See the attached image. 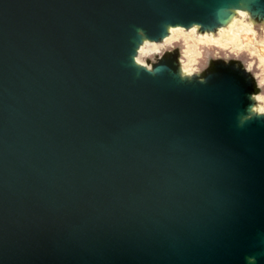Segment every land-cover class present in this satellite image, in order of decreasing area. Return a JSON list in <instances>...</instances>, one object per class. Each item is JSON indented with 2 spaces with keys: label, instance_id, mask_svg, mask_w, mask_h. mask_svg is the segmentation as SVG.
Listing matches in <instances>:
<instances>
[{
  "label": "water",
  "instance_id": "1",
  "mask_svg": "<svg viewBox=\"0 0 264 264\" xmlns=\"http://www.w3.org/2000/svg\"><path fill=\"white\" fill-rule=\"evenodd\" d=\"M240 3L0 0V264H264L248 74L131 63L134 26L214 27Z\"/></svg>",
  "mask_w": 264,
  "mask_h": 264
},
{
  "label": "clouds",
  "instance_id": "2",
  "mask_svg": "<svg viewBox=\"0 0 264 264\" xmlns=\"http://www.w3.org/2000/svg\"><path fill=\"white\" fill-rule=\"evenodd\" d=\"M214 23L213 27L195 19L167 22L152 36L144 27L134 26L131 63L154 76L165 70L161 62L174 54L179 78H196L200 83L214 62L238 66L255 89L249 95L254 102L248 108L249 118L264 117V14L251 12L241 0L237 7L218 8ZM248 264H255L254 258Z\"/></svg>",
  "mask_w": 264,
  "mask_h": 264
}]
</instances>
